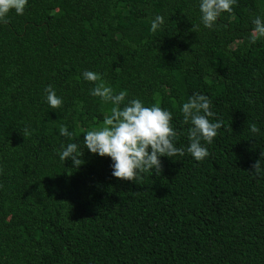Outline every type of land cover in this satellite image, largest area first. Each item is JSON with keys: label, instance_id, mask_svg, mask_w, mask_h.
Masks as SVG:
<instances>
[{"label": "trees", "instance_id": "16d2710c", "mask_svg": "<svg viewBox=\"0 0 264 264\" xmlns=\"http://www.w3.org/2000/svg\"><path fill=\"white\" fill-rule=\"evenodd\" d=\"M155 15L164 24L151 32ZM258 15L264 0H236L212 29L198 0H28L10 13L0 23V264H264V174H252L264 161V39L249 41ZM86 70L126 100L169 110L176 147L190 126L181 104L208 96L209 119L222 122L208 156L112 177L110 159L83 144L110 108L89 95ZM47 86L60 107L45 102ZM67 143L78 145L76 169L57 156Z\"/></svg>", "mask_w": 264, "mask_h": 264}, {"label": "clouds", "instance_id": "9594fccd", "mask_svg": "<svg viewBox=\"0 0 264 264\" xmlns=\"http://www.w3.org/2000/svg\"><path fill=\"white\" fill-rule=\"evenodd\" d=\"M27 3L28 0H0V23H7L10 13L23 15ZM235 3L236 0H198L199 23L205 29H212L221 13H231ZM163 24L164 17L155 15L149 22V31H158ZM251 24L250 43L264 39V17L258 15L252 18ZM81 78L93 83L90 96L110 104L109 114L104 116L102 126L84 132L83 144L90 154L110 159L112 177L133 182L145 172L160 174L161 157L183 156L187 152L194 161L199 162L208 156L204 145L212 143L217 130L222 126L220 120L209 119L215 114L210 111L211 101L208 96L193 92L181 104L180 112L184 122L190 126L186 133L187 146L176 147L177 132L170 123L172 113L169 110L156 105L145 106L140 99L126 100L125 90L114 93L113 88L106 85L97 72L83 71ZM44 93L45 102L51 109L62 105L61 97L56 95L51 86L45 87ZM27 134L25 130V135ZM58 135L71 137L73 133L66 126L60 125ZM57 156L63 164L70 160L73 169L83 163L75 143L61 144ZM262 165L264 161L260 158L252 165V174H264Z\"/></svg>", "mask_w": 264, "mask_h": 264}]
</instances>
